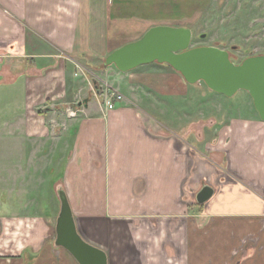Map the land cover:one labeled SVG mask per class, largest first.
<instances>
[{
	"label": "crops",
	"instance_id": "0c3cea01",
	"mask_svg": "<svg viewBox=\"0 0 264 264\" xmlns=\"http://www.w3.org/2000/svg\"><path fill=\"white\" fill-rule=\"evenodd\" d=\"M210 2L0 0V112L11 114L2 133L58 154L49 184H60L79 233L109 264H264V121L254 105L211 119L202 83L164 64L93 70L153 27H193ZM206 186L214 194L200 205ZM18 225L24 244L0 229L10 264H35L52 227L42 221L35 235L30 219Z\"/></svg>",
	"mask_w": 264,
	"mask_h": 264
},
{
	"label": "rangeland",
	"instance_id": "374dc122",
	"mask_svg": "<svg viewBox=\"0 0 264 264\" xmlns=\"http://www.w3.org/2000/svg\"><path fill=\"white\" fill-rule=\"evenodd\" d=\"M190 28L193 31L192 48L215 46L226 49L231 52L232 58L237 61L250 56L262 55L264 54V0H212L208 8L199 17V20L194 22L193 27ZM107 67L109 66H106L104 62L100 67H94L93 70L100 71ZM167 68L171 67L167 66ZM171 70L175 71L173 68ZM97 75L99 77L92 75L91 77H94L93 81L97 89L102 90L104 78L100 74ZM201 83L202 88L208 91L209 94V104L205 108L206 112H204L208 118L228 120L235 117L236 111L234 108L242 106L243 109L249 110L253 104L249 93L244 90H240L232 98L220 97L214 95L203 82ZM111 99L114 102V100H117V96L113 95ZM178 106L184 108L183 102L179 100ZM199 110L195 105L193 110L188 111L195 122L202 118ZM250 110L252 111V109ZM3 111L4 109L0 112V124H4V121L8 120L9 115H11L9 112ZM243 113L246 114L247 111H243ZM248 114L249 112L246 115L248 116ZM161 121L167 123L162 119ZM4 129V126L0 127L1 232L4 230L13 231L14 233L20 232L17 242H22L27 233L24 232V227L18 225L20 220L30 219L34 225L35 235L40 232L38 224L42 221L49 222L52 227L51 234L48 241L42 239V246L35 249V264H67L68 259L66 257L77 264L69 253L54 244L56 239L55 226L61 208L58 192L62 189L60 184L53 187L49 184L48 168L54 166L57 170L59 162L56 156L58 154H54L49 148L46 149L49 150L50 154L43 152L42 146L44 145L40 142L31 144L32 146L19 142L16 145L15 142L2 133ZM53 154L55 158L52 159ZM220 163H222L220 169L225 168L223 169L224 175H227L228 165L223 162V158ZM14 164H17L18 171L16 191L11 189V184L15 182L13 175L16 169ZM52 178L55 182L59 181L60 176L57 173ZM248 240L243 245L244 247L251 245V241L248 242ZM260 242L261 240L258 241V245ZM10 243L8 235L0 241V248H2L0 251V264H10V259L17 258L10 253L11 246L8 245ZM22 244L24 243L22 242Z\"/></svg>",
	"mask_w": 264,
	"mask_h": 264
},
{
	"label": "water",
	"instance_id": "95a60500",
	"mask_svg": "<svg viewBox=\"0 0 264 264\" xmlns=\"http://www.w3.org/2000/svg\"><path fill=\"white\" fill-rule=\"evenodd\" d=\"M192 41L190 28L156 26L141 39L109 54L105 63L123 73L143 65L168 64L187 83L196 85L203 82L217 94L232 98L244 90L251 96L264 121V54L250 56L236 64L228 50L215 46L192 48ZM58 194L61 208L55 226V245L67 250L79 264H109L107 253L87 242L79 233L65 191L60 190ZM213 194V188L206 186L198 194L197 202L204 205Z\"/></svg>",
	"mask_w": 264,
	"mask_h": 264
},
{
	"label": "trees",
	"instance_id": "16d2710c",
	"mask_svg": "<svg viewBox=\"0 0 264 264\" xmlns=\"http://www.w3.org/2000/svg\"><path fill=\"white\" fill-rule=\"evenodd\" d=\"M230 52V51H229ZM230 54H231V52H230ZM246 58H248V57H246ZM245 58V59H246ZM231 60L234 62V63H236V64H240V63H242L243 62V60L244 59H241V60H236V59H234V58H232V56H231ZM165 65H167V64H165ZM107 66V65H106ZM168 67H171L170 65H167ZM115 67V66H114ZM172 68V67H171Z\"/></svg>",
	"mask_w": 264,
	"mask_h": 264
},
{
	"label": "built area",
	"instance_id": "2783aa9c",
	"mask_svg": "<svg viewBox=\"0 0 264 264\" xmlns=\"http://www.w3.org/2000/svg\"><path fill=\"white\" fill-rule=\"evenodd\" d=\"M122 97L121 96H119V99H121ZM109 107H110V109H112L113 108V105H112V100H111V102H109Z\"/></svg>",
	"mask_w": 264,
	"mask_h": 264
}]
</instances>
